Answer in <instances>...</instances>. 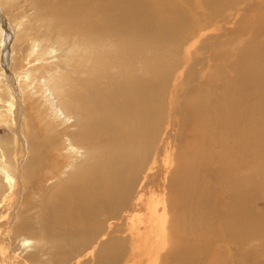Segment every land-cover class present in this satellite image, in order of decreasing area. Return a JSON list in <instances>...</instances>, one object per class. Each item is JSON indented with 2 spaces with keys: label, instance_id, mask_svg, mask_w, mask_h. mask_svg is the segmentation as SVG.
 Segmentation results:
<instances>
[{
  "label": "bare ground",
  "instance_id": "obj_1",
  "mask_svg": "<svg viewBox=\"0 0 264 264\" xmlns=\"http://www.w3.org/2000/svg\"><path fill=\"white\" fill-rule=\"evenodd\" d=\"M24 1L56 15L47 35L57 47L66 46L65 55L84 54L77 77L48 82L49 95L59 103L55 115L72 107L75 112L73 129L60 133L58 143L27 131L36 52L28 57L38 64L28 70L24 59L14 64L15 55L5 51L20 144L13 206L0 222L5 219L3 227L14 238L21 235L24 252L26 235L39 237L50 250L26 255V263L71 264L87 253L104 223L129 206L159 140L163 146L171 142L166 153L174 152L169 160L180 167L166 187L168 233H180L167 251L169 264H264V8L250 27L233 31L214 48L209 78L184 99L175 86L173 58L182 53L188 62L181 48L201 30L200 22L238 12L251 0ZM239 34L244 42L231 47ZM2 108L0 123L8 124L10 111ZM164 114L171 122L160 141ZM43 158L56 164H42ZM131 219L132 256L148 258L151 244L138 240L141 225ZM126 245L95 244L82 264H121Z\"/></svg>",
  "mask_w": 264,
  "mask_h": 264
},
{
  "label": "rangeland",
  "instance_id": "obj_2",
  "mask_svg": "<svg viewBox=\"0 0 264 264\" xmlns=\"http://www.w3.org/2000/svg\"><path fill=\"white\" fill-rule=\"evenodd\" d=\"M246 6L241 5L242 10L238 12L236 9L223 11L215 20L216 22H207L211 25L206 26L207 23L205 21L200 22L199 24L203 26L201 30L191 35L181 48V52L188 51V62L184 63L183 59L186 61L187 56L185 58L182 53L179 58H173L175 63L173 75L177 78L175 86L176 89H179V93L182 92L184 99L189 96V94H186L187 91L197 88L199 84L209 78L208 76L211 73L210 53L214 48L219 43L225 42L227 38H230L233 31L250 27L251 25L249 24L255 19L257 13L264 8V0H251ZM43 9H37L33 7L31 2H25L24 0H0V99L3 100V103H0L2 104L0 107H4L1 109L4 112L9 109V115L12 116L8 115V124L5 122L0 123V214L2 213V215L5 214L6 216L12 209L17 189L15 164L18 161L16 154L19 150L20 137L12 115L14 109L12 104L15 101L10 97L11 87L8 78L10 67L7 66L10 59L5 64V56L8 54L11 57L15 55L14 64L24 59L23 67L28 70L34 63L38 64V62L33 61V58L29 59L28 57L32 50L36 52V58L39 60L38 66L34 65V68H38V70L30 77L29 81L31 83L27 89V92H31L35 100V102L32 101L30 103L33 106L27 112L30 116L28 133L32 132L33 135L35 134L41 138L50 136L51 139H55L59 143V134L72 130L70 122L75 120L73 107L72 110L65 111L64 116L55 115V108L59 104L58 99L53 96L54 94L49 95L47 87L48 82L52 80L62 78L67 80L70 78V81L72 78L77 77L76 71H79L82 66L84 54L79 50L70 55H65L67 52L66 46L59 48L54 44L53 38L47 35V25L50 19L56 20V15H46L47 12H44ZM239 20H241V23ZM222 27H224V31ZM225 31H228V33H225ZM23 36H25L24 42L18 41V38ZM238 36V39H234V45L231 47L240 46L244 42L245 37L241 34ZM8 50L9 52L5 55V51ZM190 57L192 58L191 60ZM171 83H173V78L170 79L168 88ZM195 97L197 96L192 98ZM202 99L199 97L197 100L200 102ZM180 100H182L181 97ZM170 118L171 115L169 117L167 114L163 118L160 141L168 125H170ZM51 125L55 126L53 130ZM3 128L5 129L3 130ZM173 132L172 136L175 137L180 133L175 131V129ZM30 136L31 134H28V141L31 139ZM158 141L153 145L150 155L151 160L148 162L149 166L147 165L138 177V183L134 187L127 209L119 212L116 219L106 221L98 237L96 235L95 243L91 249L87 253L82 252L79 256L80 258L72 260L71 264H82L92 256L95 244L106 243L108 240H110V243L112 241L117 243L127 242V257L121 264H169L172 261V257H168L166 260L167 251L173 250L172 247L175 246L174 238L180 233H168V219L170 217L168 216L166 187L169 185L170 179L177 175L180 167H178L177 161L169 160L174 152L170 156L166 153L170 149H165V147H170L171 142L169 141L166 146H163L162 142ZM25 146L28 147V142L25 145L23 144V147ZM60 161L64 163V160ZM41 162L42 164H56V161H53L52 158H43ZM31 195L32 192H29L28 196L30 197ZM136 217L141 225L138 229V234H140L138 240L148 241L151 244H147L150 248L148 258L143 257L140 259L132 256L134 248L128 242L130 234L127 232V225L129 218L137 219ZM150 220L155 223L154 229H149ZM4 223L5 219H2L0 222V264H27L24 259L26 255H39L41 250L43 254L50 252L44 243L39 242L41 239L33 237V235L31 237L26 235L29 239V245L26 249L28 251L24 252L25 249L18 244L21 235L14 238V234L4 229ZM169 238L171 239L170 245H168ZM28 264H32V261L28 262Z\"/></svg>",
  "mask_w": 264,
  "mask_h": 264
}]
</instances>
